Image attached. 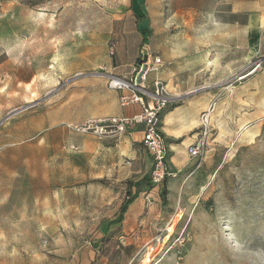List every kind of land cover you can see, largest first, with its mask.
<instances>
[{"label": "rangeland", "instance_id": "rangeland-1", "mask_svg": "<svg viewBox=\"0 0 264 264\" xmlns=\"http://www.w3.org/2000/svg\"><path fill=\"white\" fill-rule=\"evenodd\" d=\"M237 3L0 0V264H93L103 248L112 264H264V29ZM146 56L181 86L162 116L188 96L212 109L205 149L160 184L142 123L69 127L121 113L110 81ZM129 200L147 220L120 241Z\"/></svg>", "mask_w": 264, "mask_h": 264}, {"label": "built area", "instance_id": "built-area-1", "mask_svg": "<svg viewBox=\"0 0 264 264\" xmlns=\"http://www.w3.org/2000/svg\"><path fill=\"white\" fill-rule=\"evenodd\" d=\"M111 53L114 48L111 47ZM160 56L145 57L135 66L130 77L113 76L110 88L122 91L120 103L122 106L139 104L140 114L133 116H101L91 117L82 122L71 123L69 127L78 132H93L98 136L123 134L137 123L143 124V144L153 160L152 180L160 184L172 175L168 165V144L162 130V111L172 103L167 94V85L160 79L149 83L151 72L158 71L163 66ZM117 78L118 80H114ZM211 131L210 116L204 112L201 136L189 147L192 155H199L205 149L206 136Z\"/></svg>", "mask_w": 264, "mask_h": 264}, {"label": "crops", "instance_id": "crops-1", "mask_svg": "<svg viewBox=\"0 0 264 264\" xmlns=\"http://www.w3.org/2000/svg\"><path fill=\"white\" fill-rule=\"evenodd\" d=\"M237 7L238 12H243L245 10L250 12L248 27L250 28V31H252L253 36L256 35L258 29H264V0H238ZM261 41L262 40H260L259 43H261ZM259 43L254 37L252 44L254 51L258 48L257 45L260 46ZM155 79H160L163 82L166 81L167 87L172 84L175 88L181 91V86L179 84L177 86V76L175 75L174 71L170 72L168 69L163 68L161 71L158 70L151 72L149 75V81L153 82ZM118 92H120L119 94L121 95L122 91L118 90ZM185 94L187 93L182 92L181 94L177 95ZM122 108V112L119 114L103 116H133L140 114L142 111V108L139 104L122 106ZM205 109L206 107L204 99H198L195 97L190 98L188 96L187 99H183L182 103L166 109V111L163 113L162 130L165 137H168L167 144L169 146V166L171 169L181 170L187 166L189 159V147L196 141H193L192 139L194 138H192L189 134L197 127L196 121L198 113L205 111ZM141 140H143V129ZM175 183L176 182L173 181L172 185H175ZM143 209L144 208L140 202L133 203V201H131L127 205L126 211L122 214L123 218L112 224V229L117 230V233H115L113 238H118L120 241H125V239L128 238L126 236L134 235L138 225H142L147 220V218L141 217L143 214ZM102 250V254L101 252H89L87 250L86 258L89 259L88 262L91 263L93 261V264H112V251H110V254L104 255V248ZM122 252L124 251L122 250Z\"/></svg>", "mask_w": 264, "mask_h": 264}, {"label": "bare ground", "instance_id": "bare-ground-1", "mask_svg": "<svg viewBox=\"0 0 264 264\" xmlns=\"http://www.w3.org/2000/svg\"><path fill=\"white\" fill-rule=\"evenodd\" d=\"M114 80H118L117 78H114ZM207 114L210 116L211 115V113H212V109L209 107L207 110ZM146 260H148L149 261V259H146ZM145 260V261H146ZM146 264V263H145Z\"/></svg>", "mask_w": 264, "mask_h": 264}, {"label": "trees", "instance_id": "trees-1", "mask_svg": "<svg viewBox=\"0 0 264 264\" xmlns=\"http://www.w3.org/2000/svg\"><path fill=\"white\" fill-rule=\"evenodd\" d=\"M130 202H131V200H129V201L126 203V205L123 206V208H122V210H121V213H122V214H123V212L126 211V209H127V205H128Z\"/></svg>", "mask_w": 264, "mask_h": 264}]
</instances>
